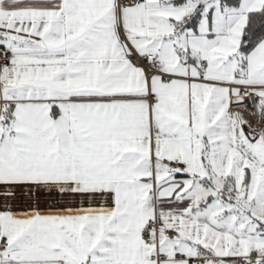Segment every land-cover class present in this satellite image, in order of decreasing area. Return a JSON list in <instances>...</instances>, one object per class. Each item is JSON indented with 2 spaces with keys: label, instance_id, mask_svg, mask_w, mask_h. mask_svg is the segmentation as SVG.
Returning <instances> with one entry per match:
<instances>
[{
  "label": "snow or ice",
  "instance_id": "1",
  "mask_svg": "<svg viewBox=\"0 0 264 264\" xmlns=\"http://www.w3.org/2000/svg\"><path fill=\"white\" fill-rule=\"evenodd\" d=\"M0 264H264V0H0Z\"/></svg>",
  "mask_w": 264,
  "mask_h": 264
}]
</instances>
